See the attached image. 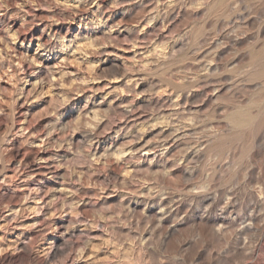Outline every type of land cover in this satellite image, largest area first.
<instances>
[{"label":"rangeland","instance_id":"obj_1","mask_svg":"<svg viewBox=\"0 0 264 264\" xmlns=\"http://www.w3.org/2000/svg\"><path fill=\"white\" fill-rule=\"evenodd\" d=\"M251 1L0 0V264H264Z\"/></svg>","mask_w":264,"mask_h":264},{"label":"bare ground","instance_id":"obj_2","mask_svg":"<svg viewBox=\"0 0 264 264\" xmlns=\"http://www.w3.org/2000/svg\"><path fill=\"white\" fill-rule=\"evenodd\" d=\"M215 4L216 1L212 4V6H214ZM259 56L260 54L256 51H252L249 53V59L251 60V64L253 66L257 64ZM255 102L257 101H252L246 106L235 105L232 110L226 115L228 125H230L231 128L250 126L253 118L250 116L249 109L255 104Z\"/></svg>","mask_w":264,"mask_h":264},{"label":"crops","instance_id":"obj_3","mask_svg":"<svg viewBox=\"0 0 264 264\" xmlns=\"http://www.w3.org/2000/svg\"><path fill=\"white\" fill-rule=\"evenodd\" d=\"M242 2V5H245V0H239ZM261 0H252V4H254L255 2H260ZM247 4V3H246ZM218 5H222L221 2L216 1V4L213 7H217Z\"/></svg>","mask_w":264,"mask_h":264}]
</instances>
